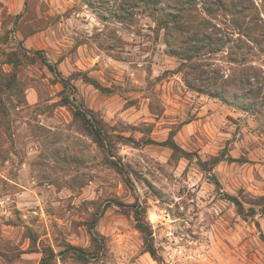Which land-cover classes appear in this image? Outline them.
I'll list each match as a JSON object with an SVG mask.
<instances>
[{"label": "rangeland", "instance_id": "374dc122", "mask_svg": "<svg viewBox=\"0 0 264 264\" xmlns=\"http://www.w3.org/2000/svg\"><path fill=\"white\" fill-rule=\"evenodd\" d=\"M241 1L210 15L218 0H180L202 12L189 35L206 22L223 36L202 61L264 87V0ZM162 15L136 0H0V264L49 249L53 264H264V127L186 85Z\"/></svg>", "mask_w": 264, "mask_h": 264}, {"label": "trees", "instance_id": "16d2710c", "mask_svg": "<svg viewBox=\"0 0 264 264\" xmlns=\"http://www.w3.org/2000/svg\"><path fill=\"white\" fill-rule=\"evenodd\" d=\"M226 1L228 0H218V7L217 5L215 6L216 8L204 6L202 11L210 15H215L219 7L223 10L230 9V14L244 13V11L249 10L248 6L244 5L241 0H230L229 8L226 6ZM136 2H144L162 12L163 15L160 22L166 30L167 46L171 48L170 53L172 55L180 58L178 68L182 72L184 82L187 86L199 92L209 94L212 97L219 98L224 102L237 101L243 105V109L249 110L250 108L252 113L257 115V119L261 120L260 123L264 127V87L252 88L253 82H251V78L253 72H251V68L242 71L243 79L240 80V86L238 88L237 78H228L229 76L226 78L217 68H210L211 63L202 61V50H207L208 53L213 54L217 53L223 45V36L216 29V24L211 28L206 22H201L197 25L193 33L189 35L188 33L190 32L187 30L188 23L195 21L196 19H192L193 15L196 14V17H198L202 13L201 10L197 8L193 9L191 6L188 7L186 3H181L180 0H136ZM209 28L211 30H208ZM185 34L189 35L187 39H185L187 36ZM171 43H173L172 46ZM195 57L201 61L192 65L188 64V61ZM235 88H237V92L232 90ZM248 100L250 102L246 103ZM94 133L98 135L101 141L100 132L94 128ZM217 183L219 184L218 180ZM231 199L237 206L239 214L242 216L254 215V212H247L243 202L238 198L231 196ZM251 211H254V209L251 208ZM141 212L136 210V227L144 235L148 251L154 254V249L150 244L152 233L149 225L142 219ZM48 251L44 250V256L40 264H53L54 252L51 249Z\"/></svg>", "mask_w": 264, "mask_h": 264}]
</instances>
